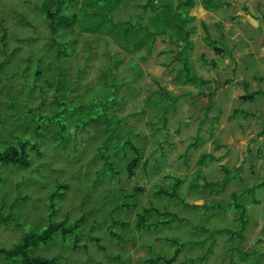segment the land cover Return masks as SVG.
I'll use <instances>...</instances> for the list:
<instances>
[{"label": "rangeland", "instance_id": "rangeland-1", "mask_svg": "<svg viewBox=\"0 0 264 264\" xmlns=\"http://www.w3.org/2000/svg\"><path fill=\"white\" fill-rule=\"evenodd\" d=\"M82 1L73 8L75 12L83 8ZM87 1L95 3L78 13L79 22L62 43L63 32L49 37L46 31L42 0H0V35L4 30L7 53L4 72L0 71V151L27 143L28 161L25 168L0 163V215H11L0 223V248L9 249L28 232L39 233L66 221L69 232L64 239L58 230L30 253L57 258L56 264H149L148 258L170 256L174 247L166 240H174L185 245L171 264H190L191 259V264H230V259L233 264H251L238 261L237 250L261 254L257 264H264L263 189L253 192L260 199L257 205L249 204L252 193L242 198L248 199L243 201L246 224L240 242L228 234L216 235L204 260L198 257L204 256L210 240L190 247L187 241L201 242L208 234L192 230L190 224L238 230L236 216L217 210L200 215L175 199H151L150 193L171 182L170 174L181 180L175 192L184 202L208 204L215 199L227 201L230 193L263 178L264 138L256 134L264 120V45H256L264 22L238 25L239 8L207 13V17L199 10L205 0L187 14L181 8L176 11L183 0H153L160 7L155 11L136 6L145 0ZM225 1L209 0V4L216 8ZM250 7L248 12L255 15ZM95 12L98 15H92ZM181 15H193L184 27L193 28L192 49L184 57L192 73L208 81L201 86L178 84L176 71L181 66L175 55L182 48L174 40L178 35L154 36L157 29H176ZM226 16L234 18L230 26L220 21ZM216 23L222 26L215 28ZM81 25L84 28L79 30ZM245 30L253 35L244 34ZM205 31L219 38L216 45L223 48L221 54L206 45ZM146 50L150 53L140 59ZM244 84L246 92H258L251 101L240 99ZM158 87L177 96L175 103L155 95ZM238 108L252 115H234ZM157 114L165 118L164 125ZM117 116L125 117L133 133L124 122L117 125ZM197 135V148L185 151ZM128 137L140 148L131 179L122 168L133 153L120 148ZM203 154L219 159L197 165ZM241 165L243 179L231 182L217 196L186 187L193 181L202 184L201 178L192 179L194 174L211 182L221 179L219 166L233 171ZM62 184L66 187L58 189ZM132 186H140L143 192L134 195L136 206L127 209L133 203V197H128ZM149 202L161 214L168 211L177 219L153 213L145 219L160 224L136 230L135 215ZM0 264L10 262L0 257Z\"/></svg>", "mask_w": 264, "mask_h": 264}, {"label": "trees", "instance_id": "trees-1", "mask_svg": "<svg viewBox=\"0 0 264 264\" xmlns=\"http://www.w3.org/2000/svg\"><path fill=\"white\" fill-rule=\"evenodd\" d=\"M79 0H68V4L66 5L64 3V0H42V5L40 8L41 14L43 16V21L46 23V27H47V33L49 35V37H53L54 35L57 34L58 31L63 32V36L61 38L62 43H65V39H63V37L65 35H69L68 32L70 30H72L73 26H75L76 23H78V18L77 15L78 13H81V11H84L86 8L90 7L91 5H93L95 2L93 1H87V0H83L82 1V9H78L77 12H75V10H73V8L78 4ZM120 0H117V4H119ZM136 1V0H135ZM153 0H145V3L143 4H136V6H139L141 9H146L147 7H150V9L152 11H155L157 9H159V5L158 4H153L152 3ZM211 2V0H210ZM209 4V0H205L203 1V8L207 11H213L216 8H212L210 7ZM192 6V1L191 0H183V1H179L177 6H176V11L179 10L180 8L185 10L184 13L187 14V11L189 10V8ZM173 13L172 15L175 16L177 15V13ZM92 15H98L97 12H95ZM190 16L188 15H181L178 17V24H174L176 27V29H172V30H155L154 32V36H159V35H166L171 38H174V36H177V39L174 38L175 41L179 42L182 44V48L180 50H178V53L175 55L178 59V62L180 63L181 69L176 71V77L177 79H179L178 84L180 86L183 85H195V84H199V86H201L202 84H207L208 81H204L198 77H196L192 71L191 68L189 66V60L184 57L185 52L189 51L192 49V44L191 41L189 40L190 35L193 33V28L189 27L188 29H185V25L188 24L187 22L190 20ZM118 26V25H117ZM215 28H218L219 26H222L221 24H214L213 25ZM84 27L81 25L80 27H78L79 30H82ZM127 30L125 29L124 31V36L127 35ZM41 35V33H40ZM180 36V38H179ZM5 32L4 30L1 31V35H0V71L4 72V66L5 63H3V61H5L4 58H6V56L4 55L6 53V47H5ZM205 42L206 45L211 48V50L215 53V54H221V52L223 51V48H219L216 44L217 41H219L218 37L216 38L215 36H211L208 34V32L205 31ZM22 41V40H21ZM23 42V41H22ZM30 42V41H27ZM60 42V41H59ZM176 42V43H177ZM46 43V42H45ZM154 43V41L152 42ZM52 45H54V42H52ZM125 47V46H124ZM129 49V48H128ZM15 49H12L11 51H14ZM150 53V51L146 50V52L140 56V59H145L146 56ZM7 54V53H6ZM227 55H229L228 53H226ZM199 58L201 59L203 64H207V62L202 58V56H199ZM210 65H213V61H210ZM240 85H242V82L240 83ZM242 90H244V93L240 96V99L244 102L246 101H251L253 99V95H256L258 92L257 91H253V92H246L247 90V84H244V86H242ZM6 91V90H5ZM200 94V92H198ZM155 95L158 96L160 98H167L169 99L171 102L175 103L177 96H174L173 94H171L170 92H166L164 88L162 87H158L157 91L154 92ZM187 95H190L189 93ZM209 95V94H208ZM208 95H206V97L208 98ZM264 95V94H262ZM56 102V101H54ZM51 102V103H54ZM172 103V104H173ZM140 114H143V110H139ZM234 115L239 114V116L245 118L246 116H251L252 114H250L249 112L245 111V110H240L239 108L237 110H235L233 112ZM114 115V114H112ZM157 119H163V125L165 123V118L163 116H159L157 114ZM117 125L121 124V123H126L125 121V117H120L117 116ZM216 118H214L215 120ZM127 127L130 129L131 133H133V130L127 125ZM136 137L137 134L135 133ZM257 137H262L264 136V120H262L261 122V126L259 129V132H257L256 134ZM210 137V135L208 136ZM123 142L120 146V148L123 150V152H128L130 151L131 153H133V157L131 159H129V161H126L125 166L122 168V170H124L126 178L127 179H131L134 176V170L137 166V164L140 161V148L135 146V143L132 142L129 137L126 138L125 140L122 139ZM121 140V141H122ZM199 140V136L197 135L194 139V141L190 144H188L186 146V150L189 149H195L197 148V142ZM27 146V143H21L19 145L18 148L16 147H7L5 150L0 151V163H4L6 165H14L17 166L19 168H25L28 166V161H27V157H26V153H25V148ZM32 150L36 151V153L38 154V150L36 148L35 145H33L31 147ZM128 150V151H127ZM264 157V153L262 154ZM124 158V157H123ZM125 159V158H124ZM219 158L217 157H213L210 154H203L200 155L198 160H197V165H203L204 163H206V161H218ZM219 169L222 172V177L220 180H216V181H207L206 179H204L202 176H199L198 174H194L192 179L196 180L201 178L202 180V184L198 185V183L196 182H191V183H187L186 187L188 188H193V189H197L199 191L200 194H202L204 191L208 190V193L213 194L215 196L219 195L221 192H223V190L225 189V187L230 184L231 182H234L236 180H242V177H239V175L242 173V165L241 167H239L237 170H227L226 167L224 166H219ZM167 177H170L172 179L171 182H169L166 186H161L158 185L154 190H151L150 193L152 195L151 199H157L160 197H164L166 199H175L174 201L180 203L181 206L185 207V208H189L191 210H193L195 208V210L197 211L198 214L203 215L204 212L209 211V210H217L219 211L221 214H225L228 211H231L233 213V215L236 216V220L239 222V229L238 230H230V229H226V228H222V229H217V228H213L212 230L209 228L204 227L203 225H191V229L192 230H201L203 232H205L206 234H208V236L206 238H203L201 242L198 241H192V240H188L187 243L189 244L188 246H194L197 243H199L200 245H203L205 243L206 240H210V244H208V247L205 251L204 256H199L198 258L201 260L205 259V255L207 253L210 252L211 249V245L214 244V238L216 235H220V234H228L229 237H235L236 238V242H240V240L242 239V232L245 229V217H244V200L246 199H242L243 196L251 194L252 196L250 197L249 200V204H259L260 203V199L256 198L255 194H253V192L255 190H261L263 189V193H264V176L263 178H261L260 180H257L258 182L256 184L253 185H247L245 187L244 190H242L239 193H230L229 194V198L227 201H223L220 199H215L212 202L205 204V203H201L199 204H187L186 202H184L183 197H181L180 195L176 194V188L179 186V184L181 183V180L178 177H172L170 174L167 175ZM66 185L62 184L57 186L58 189L60 188H65ZM120 192H122L121 190H119ZM118 191V192H119ZM131 191H132V195H128V197H133V203L132 204H127V209H130L132 207L136 206V199L134 198V195H137L139 193L143 192V189L140 186H132L131 187ZM124 193V192H122ZM263 193L261 195H263ZM260 195V197H261ZM262 198V197H261ZM263 200V199H262ZM264 202V200H263ZM160 209L158 207H154L150 202L148 204V206L140 209L139 212L136 213V217H135V224H134V228L136 230H141L143 228H147L149 229L150 227H156L157 225L160 224V222L157 223H152V222H147V217H153L156 214L158 216H169V218H173V219H177L176 215L173 213L165 212V213H160ZM262 214L264 217V209L262 208ZM146 215V217H145ZM11 219V215H6V216H1L0 215V223H5L7 221H9ZM172 219V220H173ZM80 221V220H79ZM66 221H61L59 223L56 224H51L49 225L46 229H44L43 231L39 232V233H33V232H28L26 234H24L21 238V240L14 246H12L9 249H3L0 248V257H2V259H8L10 264H56L57 263V258H51V259H47V258H43V257H39L36 255H32L30 253V251L32 249L37 248L39 245L41 244H45L47 242H49L51 240V237L54 233H56L58 230H60V234H61V239H64L65 236L68 234V230L65 226H66ZM78 223V222H77ZM163 223V222H162ZM17 227V225H15ZM76 226H73V228H75ZM263 232H264V228H262ZM92 240L97 244L98 243V239L96 238H92ZM166 242L170 245L173 246V252L170 256H162V255H157L156 257L153 258H148L145 260L146 263L149 264H171L177 257V255L182 251L185 242L182 243H177L174 240H166ZM118 244L120 243L119 241L117 242ZM102 249V248H100ZM103 250V249H102ZM230 251H234V248H231ZM237 255V260H242V261H249L251 264H257L261 254H257V252H252L250 255L246 254L245 252H241L240 250H237L236 252ZM3 261V260H2ZM192 259L189 260L190 264L192 263ZM230 264H233L231 262L230 259Z\"/></svg>", "mask_w": 264, "mask_h": 264}, {"label": "crops", "instance_id": "crops-1", "mask_svg": "<svg viewBox=\"0 0 264 264\" xmlns=\"http://www.w3.org/2000/svg\"><path fill=\"white\" fill-rule=\"evenodd\" d=\"M191 1H192V6L189 8V10H191L192 8L193 9L194 8H197L198 9L201 6L200 3H201L202 0H199V1L198 0H191ZM219 1H222V0H219ZM239 1H241L240 2L241 4L238 2V0H226L225 3H220L219 2L218 3V7L215 10H213V11H207V10H205L202 7L201 8L204 9V10H202L201 8H199V10L202 13L203 12L206 13V14L203 13V15H206L208 17V14H210V13H216L218 11L221 12L225 8L226 9L227 8L228 9L229 8H231V9H235V8L237 9V8H239L240 13H241V17L235 18V20H237V21H235V23L237 22L238 25H240L241 22H244L245 23V21H246V24L251 25V26H256V24L258 23V19H261L264 22V0H251V1L250 0H239ZM197 3L200 4V6L199 5L197 6L196 5ZM250 6H252V7H250ZM247 7L252 8L251 10L254 9L255 15L254 14L251 15L248 12V8ZM261 12H263V14ZM218 13H216V14H218ZM237 14L239 15V12L236 13V15ZM191 17H193V15H191ZM231 19L233 21L234 18H231L229 16H226V17H221V20L220 21H221L222 25L224 24V25L230 26L231 25L230 23L232 22ZM220 21H217V22H220ZM244 34L253 35V32L247 33V31L245 30L244 31ZM249 35L247 37L248 38H251V36H249ZM263 35H264V33H262L261 36L259 37L258 42H260V44L259 45L257 44L256 45V48L262 47V44L264 45V41H263V43L261 41V38L264 37ZM249 113L251 114L250 111H249ZM262 137L264 138V136H262ZM258 138L260 139L261 137H258Z\"/></svg>", "mask_w": 264, "mask_h": 264}]
</instances>
